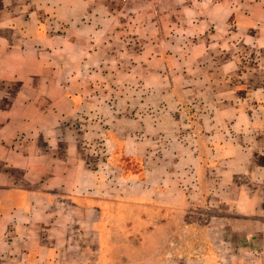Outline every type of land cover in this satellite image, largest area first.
<instances>
[{
    "label": "crops",
    "instance_id": "obj_1",
    "mask_svg": "<svg viewBox=\"0 0 264 264\" xmlns=\"http://www.w3.org/2000/svg\"><path fill=\"white\" fill-rule=\"evenodd\" d=\"M187 1L129 16L115 0H0V264H111L114 206L141 219L200 190L214 260L187 264H264V0ZM181 82L213 112L190 122L213 144L206 185L180 140Z\"/></svg>",
    "mask_w": 264,
    "mask_h": 264
},
{
    "label": "rangeland",
    "instance_id": "obj_2",
    "mask_svg": "<svg viewBox=\"0 0 264 264\" xmlns=\"http://www.w3.org/2000/svg\"><path fill=\"white\" fill-rule=\"evenodd\" d=\"M181 0H135L129 1L126 4H121L118 0H115V6L124 12H128L131 9H142L147 8L148 10H155L160 8L161 12H168V8L171 6H182L183 3ZM186 1V0H185ZM188 4L194 5V0H188ZM163 9V10H162ZM166 9V10H165ZM128 15H131V12H128ZM134 19V17H132ZM241 59V58H240ZM171 60L172 66L175 71H178L177 66V57H172ZM179 72V71H178ZM187 85L184 82H181L177 87L176 100L180 105H182V119L186 121L184 126L181 124L179 126L180 131V140L181 143L189 146L194 150L201 158L202 162V171H201V182L203 184H209L211 179L210 167L213 163L210 160V157L204 158V153H208L209 148L213 146L211 140L204 137L200 138L198 142L197 133L195 132V125L191 124L193 122L196 124L198 116L210 117L213 114L212 110L208 107H205L204 110H197L196 107H193L196 103V98L188 96L189 93H182V87ZM195 109V111L193 110ZM187 118V120H186ZM190 120V121H189ZM189 121V122H187ZM190 123V127L188 124ZM208 132L210 131V126L206 127ZM185 131V132H184ZM211 162V163H210ZM135 167H138L136 162H131ZM196 177V176H195ZM190 181L191 185L197 182V178ZM199 193V200L196 202L193 200L190 207L187 209H174V211H168L164 209H158L151 206H145L141 209L140 213L141 219L139 216L137 219H134L136 216L137 209L131 204H119L113 207L114 211H117L116 221L108 222L107 225L100 226L102 229L104 246L106 249H110V255H108L111 264H150L152 262V248L158 249L160 252L159 257L161 263L164 261H175V264H187L189 261L198 262V259H201V256H206L208 261L214 260L213 248L211 247L213 240L212 234L203 233L202 237L199 236V227L205 226L211 220V216L216 213L213 203L208 199L210 195L209 191L204 192L203 190L197 191ZM212 197V196H211ZM114 214V213H113ZM151 215H157L162 218H167V215H173L167 225H169L171 232L167 235L156 234L153 238L147 236L149 233H145L147 228L151 227ZM161 224H166L163 220ZM213 226V224H212ZM227 235V234H226ZM209 236V237H208ZM139 247L136 250V247ZM156 256V252H153V257ZM211 259V260H209ZM137 262V263H136Z\"/></svg>",
    "mask_w": 264,
    "mask_h": 264
},
{
    "label": "built area",
    "instance_id": "obj_3",
    "mask_svg": "<svg viewBox=\"0 0 264 264\" xmlns=\"http://www.w3.org/2000/svg\"><path fill=\"white\" fill-rule=\"evenodd\" d=\"M121 4H126L129 1H135V0H118ZM154 1H161V0H154Z\"/></svg>",
    "mask_w": 264,
    "mask_h": 264
}]
</instances>
